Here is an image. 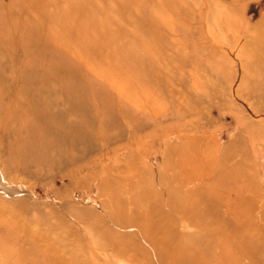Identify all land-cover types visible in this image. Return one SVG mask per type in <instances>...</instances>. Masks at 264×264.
<instances>
[{"label":"rangeland","instance_id":"obj_1","mask_svg":"<svg viewBox=\"0 0 264 264\" xmlns=\"http://www.w3.org/2000/svg\"><path fill=\"white\" fill-rule=\"evenodd\" d=\"M0 255L264 264V0H0Z\"/></svg>","mask_w":264,"mask_h":264},{"label":"bare ground","instance_id":"obj_2","mask_svg":"<svg viewBox=\"0 0 264 264\" xmlns=\"http://www.w3.org/2000/svg\"><path fill=\"white\" fill-rule=\"evenodd\" d=\"M211 171V170H210ZM213 174V173H212ZM190 179V178H189ZM115 214V213H114ZM121 215V214H120ZM107 223V222H106ZM123 230V229H122ZM65 244V243H64ZM93 245V244H92ZM95 248V247H94ZM64 249V248H63ZM98 250V249H97ZM48 255V254H47ZM156 255V254H155ZM154 257V256H153ZM0 258H2V256L0 255ZM152 259V258H151ZM2 260V259H0ZM50 260V259H49ZM154 260V259H153ZM48 264H49V261H48ZM63 264H73V262H71L69 259L67 261H64ZM74 264H77V263H74Z\"/></svg>","mask_w":264,"mask_h":264}]
</instances>
